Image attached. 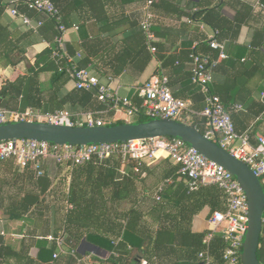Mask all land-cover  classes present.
I'll return each instance as SVG.
<instances>
[{
	"label": "trees",
	"instance_id": "trees-1",
	"mask_svg": "<svg viewBox=\"0 0 264 264\" xmlns=\"http://www.w3.org/2000/svg\"><path fill=\"white\" fill-rule=\"evenodd\" d=\"M9 1L0 0V16ZM50 1L61 13L64 24V13L61 12L60 0ZM17 9L29 17L36 20L42 19L44 22L36 33L31 31L16 33L15 40L10 38L11 34L7 29L0 26V59L5 57L12 66L24 60L26 49L29 46L40 40L51 42L57 34L53 21L27 10L22 3L17 6ZM191 19L217 32L216 38L222 43L225 39H229L226 32L231 30L232 36H235L239 31V27L233 29L230 23L221 20L214 8L198 12ZM134 35L137 36L132 37L140 40V43L131 50L136 52L143 49L150 59L144 34L141 31ZM261 35L263 36V33ZM89 40L91 41L92 38ZM66 50L70 55L78 51L82 52V57L77 62L79 69H85L91 65L86 41H79L78 50L76 47H66ZM211 51L213 50L207 41L194 49L189 47L186 53L187 60L190 63L189 56L192 53L208 55L214 60L210 55ZM214 51L216 58L219 52ZM120 59L121 56L118 57V61H121ZM64 67V62H56L52 58V50H44L35 56L33 66L24 76H19L11 82L6 81L1 87L0 100L4 98L6 103L0 101V107L8 108L7 102L20 99L21 103L16 105L17 108L15 107L18 111H25L29 108L40 110L43 113L60 110L71 113L79 110L87 111L92 107L93 102L97 101L96 88L90 91L74 88L63 95L67 83L71 81ZM112 67L110 63L109 68ZM217 67L219 65H216L212 72ZM60 68L63 70L60 71ZM43 74L50 75L46 83L40 80ZM190 78L191 73L188 79ZM211 85L210 92L219 96L225 108L228 109L236 104L235 102L225 104L220 91L212 88ZM196 89L200 93L199 88L196 87ZM141 104L138 102L136 106L140 107ZM263 110L264 104L261 103L260 112ZM148 120L140 111L134 115L132 123ZM124 123H126L124 120H120L107 126ZM186 123L203 134L202 122L199 126L194 122ZM165 161L169 166L164 180L152 193L150 204L144 207L141 206L138 197L137 182L141 177V171L147 166L145 163L138 167V172L135 171L137 166L135 162H129L126 167H123L120 158L116 156L104 160L93 159L74 167L56 165L64 167L66 174L70 177L68 190L62 196V202L65 204L64 213L59 217V228L52 235L51 242L47 240V234L41 235L36 259L29 256L28 248L22 246L21 250L15 251L0 238V264H12L11 260L13 264H78L77 259L71 256L62 255L57 260L52 259L57 249L56 239L59 237L64 239L68 249L76 251L77 257L90 255L91 264H141L142 261L146 264H204L199 257L201 253L210 256L211 264H227L223 255L228 243L222 234H212L210 231L203 233L191 231L193 217L205 207L210 210L209 216L215 212L225 211L226 201L223 192L211 185L200 186L196 191H189L185 179L178 174L180 166L178 164L172 166L170 159ZM1 167L13 170L12 177H16V172L19 171L12 161H0ZM25 173L29 174L34 190L26 192L20 200H11L9 205L3 208L4 214L11 220H23L32 208L41 207L40 197L45 195L52 185L46 172L40 178H35L30 170ZM7 179L8 176H0V191L8 183ZM123 202L130 203L127 209H122ZM38 215V227H41L39 223L44 222L42 221L43 214ZM83 244L103 250L108 256L103 259L98 254H92L89 251L81 254L79 248ZM257 258L261 264H264V215Z\"/></svg>",
	"mask_w": 264,
	"mask_h": 264
},
{
	"label": "crops",
	"instance_id": "crops-1",
	"mask_svg": "<svg viewBox=\"0 0 264 264\" xmlns=\"http://www.w3.org/2000/svg\"><path fill=\"white\" fill-rule=\"evenodd\" d=\"M145 1L60 0L64 25L69 28L64 36L65 47H76L78 50L79 41H86L92 61L89 68L98 79L99 86H108L120 97L129 98L135 106L138 102L142 103L138 91L142 85L153 75L164 74L169 78V86L174 97L190 100L193 109L201 110L204 108L203 96L188 79L190 64L186 53L189 47L193 49L206 43V38L213 33L211 28L201 27L191 18L198 12L214 8L221 20L230 23L233 29L239 27V31L235 36H232L231 30L226 32L229 37L223 41L226 58L218 61L219 67L212 72L211 87L220 91L225 104L235 102L244 107V111L232 115L237 132L249 130L252 142L257 136H264V123L257 121L264 112V110L260 112L261 103L263 104L260 93L264 91V0H158L152 8L157 51L154 56L149 52L150 59L143 49L136 52L131 50L140 43V40L132 36H137L134 34L141 32L139 23L143 17ZM73 25L79 26L80 29L77 32L71 30ZM0 26L7 29L13 40L16 39V33L28 31L18 19L8 15L6 8L0 16ZM54 47V38L51 42L40 40L26 49L24 60L16 66L10 65L7 59L2 57L0 89L6 81L11 82L19 76H24L33 66L36 55L46 49L53 50ZM215 53L213 50L210 55L217 60L218 55L215 58ZM119 56L121 61H118ZM110 63L113 65L112 68H109ZM49 77V74H43L40 80L46 83ZM73 89L74 83L69 81L63 95ZM0 101L6 103L4 98ZM20 103V99L9 101L7 102L9 107L6 109L18 111L15 107ZM88 112L94 113L95 118L103 121L105 126L120 120L132 123L134 119L132 117L126 120L121 107L98 100H95L87 111L79 110L75 113ZM186 122H194L199 126L204 121L200 118H191ZM165 160L151 163L141 171L137 190L142 207L150 204L152 193L164 180L169 166ZM171 165L174 166L175 163L172 162ZM26 171L28 170L19 168L14 178L11 176L13 170L0 168V176H8V183L0 191V238L15 251L21 250L22 246L28 248L29 256L36 259L41 235L47 234V238H50L59 228L56 207L59 195L62 197L68 190L70 177L64 167H58L52 161L46 162L44 171L52 185L49 191L40 197L41 207L32 208L23 220H11L4 214L3 208L9 205L11 200H20L26 192L34 190ZM129 205L130 203L123 202L122 209H127ZM209 211V208L205 207L193 217L191 223L193 233L210 230L207 221ZM39 213L43 214L44 222L39 223L41 227H38ZM81 247L83 252L98 254L103 259L108 256L107 252L94 246L83 244ZM10 263L13 264V260Z\"/></svg>",
	"mask_w": 264,
	"mask_h": 264
},
{
	"label": "built area",
	"instance_id": "built-area-1",
	"mask_svg": "<svg viewBox=\"0 0 264 264\" xmlns=\"http://www.w3.org/2000/svg\"><path fill=\"white\" fill-rule=\"evenodd\" d=\"M158 0H146L143 8V17L139 27L145 36L146 46L151 55L156 54V41L153 32L152 8ZM22 3L26 9L43 15L55 24L57 32L54 37L55 47L52 58L56 62H64V70L74 83L77 90L90 91L96 88V98L99 102H110L124 110L126 120L142 112L146 118L168 119L184 122L191 118L203 119V136L216 143L221 148L245 163L259 178L264 188V136L260 135L251 141L249 130L239 133L236 131L232 114L244 111V107L235 104L225 108L219 96L210 92L212 83V69L218 61L226 58L225 45L217 40V32L206 38L209 47L219 52L218 59L212 60L203 54H190L191 83L199 88L203 96L204 108L193 109L190 100L174 97L169 86V78L164 74H155L138 90L142 100L140 107L135 106L127 97H120L112 92L108 86H99L98 79L91 73L90 68L79 69L77 62L82 57L78 51L70 55L65 47L64 36L69 31L62 22V16L57 7L50 0H10L6 12L13 19H18L28 31L36 33L43 26L42 19H34L20 12L17 6ZM258 6L262 7L260 4ZM203 27V25H201ZM71 30L77 32L79 27L73 25ZM194 49V48H193ZM63 68H60V71ZM264 104V91L260 93ZM264 123V112L257 119ZM15 122H39L71 127H100L105 123L95 118L94 113H71L60 110L53 113H43L40 110L29 108L25 111H13L0 107V125ZM254 143V144H253ZM112 156L119 157L121 165L126 167L129 162H135V171L141 164L149 165L160 160L170 159L178 164V174L186 181L189 191H196L200 186L211 185L223 192L226 209L215 212L208 218L210 232L222 234L228 247L224 252L227 264H241V245L248 228V203L246 196L235 177L206 159L185 142L173 137H160L136 141L92 144L85 146L58 145L44 141L10 140L0 142V161H12L21 170H30L35 178L44 175L46 162L52 161L55 165L70 167L83 165L93 159L104 160ZM52 240V238H48ZM56 251L52 255L57 260L62 255L77 259L78 264H91V256L77 257L76 251L68 249L64 239H56ZM199 257L204 264H211L210 256L201 253ZM141 264H146L142 261Z\"/></svg>",
	"mask_w": 264,
	"mask_h": 264
},
{
	"label": "water",
	"instance_id": "water-1",
	"mask_svg": "<svg viewBox=\"0 0 264 264\" xmlns=\"http://www.w3.org/2000/svg\"><path fill=\"white\" fill-rule=\"evenodd\" d=\"M160 137L178 138L206 159L232 174L248 203V228L241 245V264H261L257 258L264 215V188L259 178L241 160L208 140L187 123L150 119L141 123L114 126L71 127L39 122H15L0 125V142L10 140L44 141L58 145L85 146L118 143ZM79 252L84 254L82 247Z\"/></svg>",
	"mask_w": 264,
	"mask_h": 264
},
{
	"label": "rangeland",
	"instance_id": "rangeland-1",
	"mask_svg": "<svg viewBox=\"0 0 264 264\" xmlns=\"http://www.w3.org/2000/svg\"><path fill=\"white\" fill-rule=\"evenodd\" d=\"M63 184V183H62ZM64 196V195H63ZM56 206V205H55ZM64 203L62 202V197L59 195V202H58V205H57V211H56V215H57V218L59 219V217L64 213Z\"/></svg>",
	"mask_w": 264,
	"mask_h": 264
}]
</instances>
